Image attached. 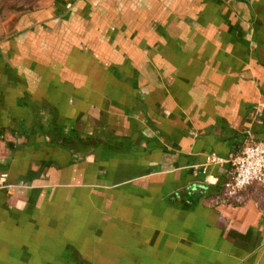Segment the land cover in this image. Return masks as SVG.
<instances>
[{"label":"crops","instance_id":"1","mask_svg":"<svg viewBox=\"0 0 264 264\" xmlns=\"http://www.w3.org/2000/svg\"><path fill=\"white\" fill-rule=\"evenodd\" d=\"M0 42V264H264V0H54Z\"/></svg>","mask_w":264,"mask_h":264},{"label":"built area","instance_id":"2","mask_svg":"<svg viewBox=\"0 0 264 264\" xmlns=\"http://www.w3.org/2000/svg\"><path fill=\"white\" fill-rule=\"evenodd\" d=\"M205 165L231 167L229 179L224 182L220 195L214 197V203L241 204L244 200L243 191L254 185L264 192V141L251 140L239 153L228 156L208 154ZM4 177L1 175L0 180Z\"/></svg>","mask_w":264,"mask_h":264},{"label":"rangeland","instance_id":"3","mask_svg":"<svg viewBox=\"0 0 264 264\" xmlns=\"http://www.w3.org/2000/svg\"><path fill=\"white\" fill-rule=\"evenodd\" d=\"M54 0H0V42L16 32L18 17L26 11L52 3ZM1 181V180H0Z\"/></svg>","mask_w":264,"mask_h":264}]
</instances>
